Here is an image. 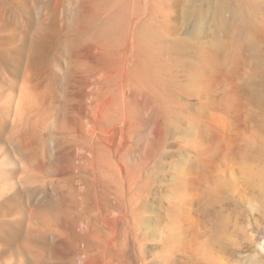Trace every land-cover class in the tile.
<instances>
[{"label": "rangeland", "instance_id": "obj_1", "mask_svg": "<svg viewBox=\"0 0 264 264\" xmlns=\"http://www.w3.org/2000/svg\"><path fill=\"white\" fill-rule=\"evenodd\" d=\"M106 12L130 52L125 28L72 72ZM0 106V264H264V0H0Z\"/></svg>", "mask_w": 264, "mask_h": 264}, {"label": "bare ground", "instance_id": "obj_2", "mask_svg": "<svg viewBox=\"0 0 264 264\" xmlns=\"http://www.w3.org/2000/svg\"><path fill=\"white\" fill-rule=\"evenodd\" d=\"M161 10V9H160ZM109 11V10H108ZM111 11V10H110ZM158 13H159V9H158V11H157ZM156 12V14H158ZM161 12H162V10H161ZM160 12V13H161ZM107 13V12H106ZM153 13V12H152ZM162 14H163V12H162ZM133 15V14H132ZM131 15V18H129L128 20V28L127 27H125V28H127V30H128V33L126 32L125 34L126 35H124V33H123V36H121L122 37V40L121 41H123V43H124V41H125V43H124V45L123 46H125V47H123L122 49H125V51H123V52H125V53H127V51L129 50V52H130V50H131V48L129 47H127V43H128V38L130 37V35H131V31H132V26H133V24L135 23V24H138L139 22H135L137 19L135 18V16L133 15L132 16ZM151 15V14H150ZM161 15V14H160ZM115 16H117V15H111V14H109V13H107V17H106V19L103 21V23L101 24V26L100 27H97V28H92L91 27V23L93 22H91V21H84L83 20V22L81 21V23H84V25H81L80 24V26H78V29L77 30H75L74 31V35H72V36H66L65 38V40L63 41V45L65 46V47H63V48H67L68 50L70 49V51H68V52H66L64 49H63V51L64 52H62L61 50L60 51H58L59 52V56H63L64 55V58H66L67 60H68V66H69V69L70 70H72V72L74 71V70H78L81 66H84L85 64H87V62L88 61H86V60H84V58L85 59H92L93 60V58H94V51L92 50L94 47H96L95 45L93 46L92 45V43H97V44H99V46H97V48H102V40H104V39H106V38H118V36L116 35L119 31H121V30H125V28L123 27V25H124V23H123V25L121 24V21L122 20H120V19H117V18H114ZM161 16H163L164 17V15H161ZM156 20V19H155ZM124 21V20H123ZM137 21H139V20H137ZM135 28H133V30H134ZM69 30V29H68ZM138 34V33H137ZM116 38V39H117ZM131 39V38H130ZM36 40V39H35ZM44 40V39H43ZM42 40V41H43ZM46 40V39H45ZM49 40V39H48ZM119 40H120V38H119ZM136 41V40H135ZM43 42H45V41H43ZM47 42V41H46ZM43 43V44H47V43ZM137 42V41H136ZM35 45H37V44H35ZM48 45V44H47ZM92 45V46H91ZM38 46V45H37ZM36 46V47H37ZM42 47L44 46V45H41ZM46 46V45H45ZM79 46H84L85 47V51H84V53L82 54V56H81V54L79 53ZM33 47L35 48V46L33 45ZM135 47H136V44H135ZM134 47V48H135ZM33 48V49H34ZM47 49V48H46ZM122 51V50H121ZM62 52V53H61ZM136 52V51H135ZM140 53V52H139ZM132 55V54H131ZM83 57V58H82ZM75 73V72H74ZM73 73V75H72V77L75 79V80H77L78 82H76V83H80V85L81 86H83V87H85L87 84H90L92 81H90V79H91V74L90 73H88L87 75H85L83 78H79V76H77V74H74ZM71 76V75H70ZM71 78V77H70ZM78 78V79H77ZM91 85V84H90ZM71 88V87H70ZM83 95H82V97H81V99L80 100H82L81 101V103L79 102V106H77V109H78V107H79V109H78V113L80 114V115H82L83 117H81V119L83 118V119H87V118H89L90 117V120L92 119V113H91V115H89V113H88V111H89V109H90V111H91V109H93L92 107H90V105L89 106H87L86 104H87V102L86 103H83V99L86 97V100L87 99H89L90 100V102L92 103V98H90L91 97V94H92V90L90 89V90H87V92H83L82 93ZM93 95V94H92ZM73 99V98H72ZM90 103V104H91ZM89 104V103H88ZM1 107V106H0ZM5 108V107H4ZM88 109V111L86 112V110ZM8 110V109H7ZM35 110H36V103H35V99L34 98H31L30 99V97H29V92L28 91H26L25 89H23L22 90V92L19 94V98H18V100H16L15 101V103L12 105V121L14 122V123H16L18 126H23V125H27V124H29V123H31L32 122V120H33V118H34V115H35ZM69 110V109H68ZM8 112H9V110H8ZM11 114V113H10ZM80 119V118H79ZM93 121V120H92ZM82 122H87V120L86 121H82ZM81 122V123H82ZM91 122V121H90ZM90 122H88V123H90ZM76 123V122H75ZM80 123V124H81ZM87 124V123H86ZM85 125V124H84ZM92 125V124H91ZM86 126V125H85ZM84 126V127H85ZM88 126V125H87ZM81 126L78 128V126H76L74 129L77 131V132H80L81 131ZM88 128V127H87ZM80 130V131H79ZM86 131H85V138L84 139H86L85 141H87L88 142V144H89V148H91V143H92V141H93V137H91V130H88V129H85ZM75 131V132H76ZM93 131V130H92ZM96 131V130H95ZM74 132V131H73ZM72 132V133H73ZM104 132V131H103ZM72 136V135H71ZM74 137V136H73ZM95 138V137H94ZM81 141H84V140H81ZM80 141V142H81ZM104 141V140H103ZM102 141V142H103ZM91 145V146H90ZM80 147V146H79ZM83 150H84V148H83ZM82 150V151H83ZM78 151H80V149L78 150ZM89 151V150H88ZM93 152V151H92ZM84 154H85V152H84ZM86 155V154H85ZM93 156V155H92ZM82 157H84V155L82 156ZM17 166L19 167V168H21V166L22 165H20L19 163L17 164ZM94 166V165H93ZM104 166V165H103ZM1 168H2V165H1V163H0V177H1ZM92 168V167H91ZM22 169H24L23 167H22ZM113 169V168H112ZM104 170V169H103ZM21 172V171H20ZM96 172V171H95ZM108 172H110V169H109V171H107V173ZM26 173V172H25ZM100 173V172H99ZM112 173V172H111ZM95 174V173H94ZM100 174H102V173H100ZM99 175V174H98ZM107 175V174H106ZM97 176V175H96ZM103 176V175H102ZM105 176V175H104ZM112 176V175H111ZM100 177H101V175H100ZM89 178V177H88ZM95 178V177H94ZM105 178V177H104ZM110 178V177H109ZM108 178V179H109ZM112 179H113V181H114V185L116 186V192H115V194H116V196H117V201H119L120 203H119V205L121 206H126V205H131V202L130 201H124V198H125V196H126V194L127 193H129V191H130V186L128 185L127 187H126V185H127V181L126 182H124V179H123V177L121 176V174L119 173V171H115V174H114V177H112ZM111 181V180H110ZM110 181H109V183H110ZM105 182V181H104ZM112 182V181H111ZM108 183V182H107ZM112 184V185H113ZM8 185L11 187V184L8 182ZM107 185H109V184H107ZM108 187V186H107ZM104 188V187H103ZM101 191H103V190H101ZM110 192V191H109ZM112 192V191H111ZM112 194V193H111ZM114 194V193H113ZM112 197V196H111ZM113 198V197H112ZM98 199V198H97ZM136 206V205H135ZM134 207V206H133ZM131 208H132V205H131ZM103 217V216H102ZM104 218H106V216L104 217ZM103 218V219H104ZM108 223V222H107ZM95 227V226H94ZM87 228V227H86ZM103 228H105V227H103ZM91 229V228H90ZM98 230H99V228H98Z\"/></svg>", "mask_w": 264, "mask_h": 264}]
</instances>
